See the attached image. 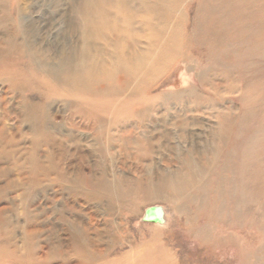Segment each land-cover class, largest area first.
Wrapping results in <instances>:
<instances>
[{
    "label": "rangeland",
    "instance_id": "1",
    "mask_svg": "<svg viewBox=\"0 0 264 264\" xmlns=\"http://www.w3.org/2000/svg\"><path fill=\"white\" fill-rule=\"evenodd\" d=\"M2 1L0 18L22 24L27 38L52 57L78 43L69 26L74 0H61L59 5L56 0ZM201 3L192 0L182 6L186 45L195 40L192 33ZM221 10L212 13V29L218 30L214 32L221 40L216 54L190 51V59L180 62L178 71L150 79L144 98L88 96L59 88L45 72L34 70L26 56H19L15 46H8L0 31V264H264V0H231ZM180 76L190 81L180 85ZM13 81L21 87L14 98L5 92ZM22 95L37 104L36 123L45 119L54 128L30 129L31 120L16 106ZM159 102L163 105L156 115L153 107ZM143 104H153L149 117L163 116L161 127H148L146 132L119 127ZM41 109L48 112L47 119ZM86 112L118 118L113 133H100L101 138L118 140L115 151L100 152L90 133L71 131V124H80ZM213 147L216 155L207 169L204 190L200 194L193 190L192 201L184 199L183 206L170 195L141 199L132 190L116 198L88 186L90 179L94 182L102 174L111 181L115 175L152 183L162 170L175 171L181 158L204 162ZM76 229L85 239H72Z\"/></svg>",
    "mask_w": 264,
    "mask_h": 264
},
{
    "label": "bare ground",
    "instance_id": "2",
    "mask_svg": "<svg viewBox=\"0 0 264 264\" xmlns=\"http://www.w3.org/2000/svg\"><path fill=\"white\" fill-rule=\"evenodd\" d=\"M56 1H57V5H59V2H61V0H56ZM230 1L231 0H203V4L201 3L199 5V7H197V10H196L197 13H199V14L195 18V21H194L195 30H194V33H192V34L195 37V40H194L193 44H191V45L185 44V39H187L186 36H188V35L186 32H184L183 17H182V15H183L182 12L184 11V9L182 6L185 3L191 4L192 0H77V1L74 0L72 5H71V7H72L71 12H72V17L74 20L69 22V26L77 34L78 41H76V42H78V43L73 44L75 46H70L68 49L63 50L60 53L58 52L59 55L56 58L52 57L48 51L44 52L43 49L40 50L41 48H38V46L36 44H34L32 41H30V39L27 38L28 36L25 35V33L27 32V31L25 32L26 29L21 28V27H24L22 24H21L22 26L17 24L15 22V20H12L11 18L10 19L8 18L9 19V21H8L7 18L6 19L4 18L5 16H3V17L1 16V18H0V31H1V37H2V38L1 37L0 38L4 39V41L6 43H10L8 46H10V47H11V45H12V47L15 46V48L17 49L15 52L19 56H22V55L26 56L27 61L31 64V66L34 68V70L37 69L39 71L41 70V71L45 72L49 77L52 78V80L59 86V88H61V87L66 88L69 90V92L70 91L84 92L88 96H89V94L106 95V96H109V95L135 96V95L140 94L144 98L145 97L144 92L150 88V86H149V84L151 83L150 79L155 77L159 73H163L160 75V76H163L165 73H167L169 71L172 73L174 71H178V64L180 62L184 63L188 59H190V56L188 54L192 55V53H193V52L190 53V51L204 52L205 54H208V55H212L214 53L216 54V52L214 51L215 46H217V43H220L221 40L215 34V32L216 31L218 32V30L215 31L212 29L213 24H214V22L212 20V18H213L212 13H214L215 8H216V12L220 13V11H222L221 8H224L225 4H227ZM7 4H9V3H7ZM45 5L47 6V4H45ZM8 9H9V7H8ZM3 10H6V9L2 8V11ZM20 11H21V9L19 8L18 12H20ZM211 11H213V12H211ZM68 19H70V15H69ZM228 22H229V20H228ZM60 24H62V23H60ZM228 24H230V23H228ZM28 26H29V24H28ZM48 26H50V25H48ZM52 29H53V27H52ZM49 30H50V28H49ZM45 31L46 30H44V32ZM45 33L47 34V32H45ZM27 35H29V34H27ZM197 35H201L202 38L200 36L197 37ZM47 38H49V36ZM75 40H76V38H75ZM50 42H51V40H50ZM46 45H44V46H46ZM224 46H225V44H224ZM63 47H65V46H63ZM226 47H227V45H226ZM226 47H224V48H226ZM192 48H193V50H191ZM217 49H219V48H217ZM22 52H23V54H21ZM6 58L8 59L9 57H6ZM16 65H19V64H16ZM25 74H27V73H25ZM5 75H7V73ZM41 75H42V73H41ZM30 77H32V76H30ZM35 77H36V75H35ZM37 77H39V76H37ZM157 77H158V75H157ZM40 78H42V77H39V79ZM4 79L5 78L3 77V80ZM154 79H156V77L153 78L152 80H154ZM9 80L11 81V79H9ZM49 80H47V81H49ZM188 80L190 81L189 77L188 78L181 77L179 84L185 85V82ZM210 81H213V80H210ZM7 82L8 81H6L5 83H7ZM207 82L208 81H205L206 84H208ZM16 83H17L16 81H13V83H11V84L9 83L10 85H8L9 87H7V89L5 91L9 97L14 98V96H16V91L18 90V88H21L20 86L18 87L16 85ZM224 83H225V81H224ZM43 84H45V83H43ZM31 85H32V83H31ZM210 85H211L210 88H212V83ZM210 85H208V86H210ZM214 85H216V84H214ZM229 86H231V85H229ZM168 87H170V86H168ZM223 87H221V88L223 89ZM59 88H57L58 91H60ZM54 89H56V88H54ZM195 89H197V88H195ZM22 90H25V89H21L20 91H22ZM42 90H43V88H42ZM168 91H170V90H168ZM227 91H229V90H227ZM43 92H45V91H43ZM46 92H47V90H46ZM195 92H197V91H195ZM221 92H223V90ZM49 93H51V91L48 92V94ZM71 93H73V92H71ZM165 93H167V92L164 91V94ZM174 93H176V92H174ZM54 94H55V92H54ZM61 94H63V93H61ZM18 96L19 95L17 93V97ZM22 96L23 97L20 100V102H16V106L19 107L20 109H22V113L24 115H26L27 117H29V119L31 120V128L30 129L35 131L40 126L42 128L44 127L46 130H49L50 128H54V126H53L54 124H49L48 121L45 119L42 121V123L38 122V124H37L36 120L34 119L35 117H33V116H35L34 110L37 109V104L32 103L31 101L25 99V98H27V97L24 98L25 95H22ZM72 96H74V95H72ZM47 97H48V95H47ZM59 97H61V95ZM135 97H132V98H135ZM162 97H164V96H162ZM162 97H161V99H163ZM197 97H199V96H197ZM139 98H140V96H139ZM192 98H194V97H192ZM2 99L3 98H0V100H2ZM138 100H136V101H138ZM144 100L146 101V98L143 99V101ZM51 101H52V99H51ZM177 101H179V100H177ZM4 102H5V99H4ZM46 103H47V101H46ZM147 103H149V102H147ZM195 103H197V101ZM206 103H207V101H206ZM55 104L57 105V103H55ZM190 104L192 105L193 103L191 102ZM144 105L145 104H143L142 108L140 109L141 112L139 111L138 113H136L132 119H125L126 122L124 124L123 123L119 124V127H122L125 129L126 128H128V129L134 128L135 131H136V128H138V129H140L139 132L140 131L146 132L145 129H147L148 127H152V126H154L155 129H158L157 128L158 126L161 127L163 125V122L161 121L163 116L156 117L155 119L153 117H149L147 114L149 113V110L153 106V104L145 105V106ZM162 105H163V103L159 102L156 107H153V108H155L154 110H155L156 115L158 113H161L160 109H162ZM183 105L184 104L182 103L181 106H183ZM195 105L197 107V104H195ZM185 106H186V104H185ZM15 107H14V109H15ZM47 107H48V105H47ZM73 107H74V105H73ZM90 107L91 106H89L88 108L90 109ZM94 107L95 106H93V109H95ZM130 107L132 108V106H130ZM43 108H44V106H43ZM61 109H64V106ZM89 109H88V111H89ZM119 109H121V108L119 107ZM132 109H134V108H132ZM184 109H185V107H184ZM173 110L175 111L176 109L173 108ZM178 110H181V109L178 108ZM192 110H194V109L192 108ZM195 110H197V109H195ZM76 111H78V110H76ZM164 111L165 110L162 111L163 114L165 113ZM42 113H43L42 117H46V119H47V115L44 113V110H42ZM72 113H74V112H71V114ZM121 114H122V112H121ZM153 114H154V111H153ZM80 115L81 114H79V115L76 114V116H80ZM70 116L74 117L73 115H70ZM70 116H68L67 119ZM23 119H25V118H23ZM77 119H79V118H77ZM82 119H83V121H81V119H80V124H79V121L77 124H76V122L71 124V131L72 132H75V130L76 131H78V130L82 131L83 130L82 131L83 133L84 132L90 133L92 135V138H93L92 141L95 140V142L100 145V147H101L100 152H103L105 150L106 151L105 153H109L106 149L111 150V151L115 149L116 145H114V142L118 141V140L115 139V141H114V139H111L110 136H109L110 138H108V137L101 138L100 133H103V131L106 133H108L110 131L109 133H111L112 132L111 130L117 129V127H118V125H117L118 118L117 117H114L113 115H108V114H106V116H105V115L97 113V112H88V113L86 112V114L82 117ZM140 119H144V120L142 121ZM223 120H224V118H223ZM25 126H26V124H25ZM34 131H33V133H35ZM120 131H123V130H120ZM130 134H132V133H130ZM70 135H72V133ZM73 135H74V133H73ZM109 135H111V134H109ZM101 136H103V135L101 134ZM104 136H107V135L105 134ZM71 138H72V136H71ZM115 138H117L116 135H115ZM215 139H217L216 144H219V142H220V131H219V133L217 132L216 137L214 138V141H216ZM131 140L133 141L134 138L133 139L131 138ZM131 140H130V142L132 143ZM50 141H53V139L51 137H50ZM133 142H135L134 144H136V140H134ZM128 144H129V141H128ZM128 144H125V145L127 146ZM134 144H132V145H134ZM118 146H120V145H118ZM140 151H142V150H140ZM137 154H139V153H137ZM206 155H207L206 159L202 163L195 161L190 156H186L184 158H181L179 161V167L175 171L167 173L166 170H162L160 173L157 174L156 179H155L156 182L154 180L152 183H146V182H143L142 179H140V178L133 179V180L129 179L131 181L130 182L129 180H126L124 178H120L119 176H118L119 178L116 179L115 175H113L112 181H111L105 175L102 174V176H100L94 182L93 181L91 182V179H90L91 184L88 186L97 187L99 191H103L107 195L110 194L116 198H120L122 195L124 197V194H126V193L128 194L132 190H135L134 192H136L140 196L141 199L156 198V197L169 196L170 195L169 198L174 199V200H178V201H182L181 205L183 206V204H185V203H183V202H185L184 199H186L188 201H192L193 196H194V193H192L193 190H195L197 194H200L202 192V190H204V188H205L206 175H207V171H208L207 169H210V167H211V158L216 155V149L213 147L209 152L206 153ZM134 156H137V155H135V153H134ZM139 157H140V155H139ZM139 157H136V159L138 158V160L142 161L141 159H139ZM143 158H144V156H143ZM150 162H151V160H150ZM168 191H170V194H168ZM85 193H86V191H85ZM91 194H92V192H91ZM94 195L95 194H93V196ZM94 199H96V198H92L91 200L94 201ZM102 199L103 198L98 197L96 200L99 201ZM81 201H82V199H81ZM106 202H108V201H106ZM82 203H84V202H82ZM70 205H72L71 202H70ZM77 205H79V204H77ZM66 206H67V204H66ZM80 206H81V204H80ZM84 229H86V228H84ZM76 231H78V230L76 229L73 231L74 238H72V239L75 241L77 240V242H79L78 238H80V241H81V237L84 238V234L83 235H82V233L77 234ZM86 233H88V232H86ZM71 235H72V232H71ZM78 236H81V237H78ZM68 241L69 240L67 239V242ZM74 244H76V243H74ZM86 244H88V243H85V245ZM67 246H69V245L66 244V247ZM72 246H74V245H72ZM85 247L87 248V246H85ZM88 247H89V245H88ZM99 248H100V246H99ZM87 249L89 251H91L89 248H87ZM95 250L97 251L96 248H95ZM103 251H104V249H103ZM85 252H87V251H85ZM29 253H31V252H29ZM101 253H102V250H101ZM81 254H83V252ZM83 256H84V254H83ZM162 256H164V255H162ZM92 257H94V255ZM112 262L113 261H111V263ZM133 263L135 264V261ZM147 264H149V263H147Z\"/></svg>",
    "mask_w": 264,
    "mask_h": 264
}]
</instances>
